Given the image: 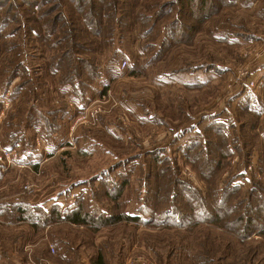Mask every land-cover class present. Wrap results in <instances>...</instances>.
Here are the masks:
<instances>
[{
  "label": "rangeland",
  "instance_id": "obj_1",
  "mask_svg": "<svg viewBox=\"0 0 264 264\" xmlns=\"http://www.w3.org/2000/svg\"><path fill=\"white\" fill-rule=\"evenodd\" d=\"M207 4L0 0V264H264V0Z\"/></svg>",
  "mask_w": 264,
  "mask_h": 264
},
{
  "label": "trees",
  "instance_id": "obj_2",
  "mask_svg": "<svg viewBox=\"0 0 264 264\" xmlns=\"http://www.w3.org/2000/svg\"><path fill=\"white\" fill-rule=\"evenodd\" d=\"M189 1L191 2L192 0H189ZM114 2H115V0H114ZM183 2H184V0H182V3ZM207 5H208L207 4V0H202V5H201L200 9H202L203 7H206ZM115 6H116V4H115ZM211 9H212V7H211ZM116 10H118V7L117 6H116ZM198 14L199 13H197V15ZM89 15L90 16H93L92 14H89ZM61 16H62V14H61ZM202 18L203 19L200 20V21L207 20L209 18V15L204 14L202 16ZM59 19H60V16L58 15V17H55L53 19V21H57ZM145 19H147L146 16L143 17V20H145ZM76 22H78V21H76ZM195 28L196 27H194L193 29H195ZM93 34L97 35V33H95V32ZM105 34L107 36H111V35H108L107 33H105ZM102 36H103V34H101V36H98V37H102ZM82 74L83 73H81V75ZM256 193H257V190L251 189L249 191V194H248L247 198L243 200V203L245 205V210L246 211H244L243 209H242V211L239 210L240 207H238V206L236 208H234V206H231V208H232L233 211L237 212V210H239V212H238V214L236 216V220L237 221H240L241 220L243 222V231H242V233L245 235L243 237V239H245V237L251 236L252 233L256 232L257 229H258V225L259 226H264V216H261L258 213L261 210H264V194L263 193H260V195H259V194H256ZM228 194L229 193H226L225 195L223 194L222 197H221V195L216 196V198L219 200L218 201L219 203L217 202V206L214 208L215 209V211H214L215 213H213V211L211 210V215L210 216H212V214L213 215H217V213H221V212L224 211V209H223L224 207L221 206V205L223 203L224 204L227 203V202H225V199L224 198ZM203 197H204L203 195L200 196V198L202 200L204 199ZM212 197H213L212 199H214L215 198V195H213ZM185 208H189V207L188 206H185V207L184 206L183 207L180 206V207L177 208L178 211H180L179 214H181L182 217H184L185 215H188V214H186L187 213L186 211H188V210H185ZM190 208H192V207H190ZM198 208H200L199 210L204 209V207H198ZM247 208H248V210H247ZM194 210H196V208H194ZM189 211H191V210H189ZM199 214H202V211H199V213H197V215H199ZM122 216L121 215H117L116 218L117 219H121ZM188 216H192V215L189 214ZM126 218H128L129 220H135L137 217L126 216ZM219 218H220V216H216V219L217 220ZM72 221L73 222H76V223H80V224L81 223H86V222L89 221V217L86 216V215H83L82 212L79 211V212L74 213V215L72 216ZM258 232H259L260 235H264V230L258 231Z\"/></svg>",
  "mask_w": 264,
  "mask_h": 264
},
{
  "label": "built area",
  "instance_id": "obj_3",
  "mask_svg": "<svg viewBox=\"0 0 264 264\" xmlns=\"http://www.w3.org/2000/svg\"><path fill=\"white\" fill-rule=\"evenodd\" d=\"M75 128V126L73 127ZM14 153V151H10V153H8L6 150L5 151H2V153H0V161H3L4 160V155H8L10 157V154ZM15 156V155H14ZM7 157V156H6ZM11 158V157H10Z\"/></svg>",
  "mask_w": 264,
  "mask_h": 264
}]
</instances>
